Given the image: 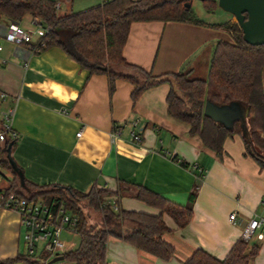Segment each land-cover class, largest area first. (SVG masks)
<instances>
[{"label": "crops", "instance_id": "1", "mask_svg": "<svg viewBox=\"0 0 264 264\" xmlns=\"http://www.w3.org/2000/svg\"><path fill=\"white\" fill-rule=\"evenodd\" d=\"M104 1H63L59 11H81ZM35 21L27 15L18 24L32 30L36 42L40 33L37 37L35 33L43 28L35 27ZM203 21L205 25L133 22L124 57L155 75L203 66L209 73L216 43L234 42L230 31L210 24L236 22V18L231 14L222 22ZM11 22L0 20L1 35ZM2 40L0 119L5 122L6 114L12 112L9 122L17 138L8 155L23 173L16 177L15 168L0 165V192L16 181L17 191L28 193L24 178L40 186L59 184L81 192L93 187L116 190L125 183L144 186L184 206L199 184L193 218L185 228L164 215L171 230L164 239L176 248L171 259L110 237L106 264H185L197 249L224 259L242 238L245 224L256 216L264 218V169L247 153L243 137L227 138L223 156L217 157L198 136L189 133L187 124L169 115L168 83L146 89L134 102L135 86L130 81L118 79L111 94L106 74H91L58 46L35 52L27 44ZM115 128L121 132L114 140ZM133 131L141 133V143L133 142ZM120 206L160 213L131 197L122 198ZM233 213L237 219L232 221ZM23 231L20 213L0 203V260L22 253L26 245ZM253 244L260 251L251 264H264V238L256 237Z\"/></svg>", "mask_w": 264, "mask_h": 264}, {"label": "trees", "instance_id": "2", "mask_svg": "<svg viewBox=\"0 0 264 264\" xmlns=\"http://www.w3.org/2000/svg\"><path fill=\"white\" fill-rule=\"evenodd\" d=\"M63 1L73 2L0 0V20L7 18L18 23L27 15L32 16L37 20V25L45 30L34 45L36 51L52 46L62 48L91 74H106L111 94L116 89L118 79L128 80L135 86L132 92L134 102L146 89L168 83L171 87L167 96L168 113L187 124L191 135L198 136L206 148L221 158L226 139L240 134L247 153L264 169V44L247 43L237 21L210 24L214 28L230 31L234 42L220 40L216 43L207 79L190 78L191 69L155 75L129 63L124 57L123 50L132 23L176 21L205 25L193 9L194 0H105L102 4L81 11L61 14L59 9ZM201 2L209 12L218 7L217 0ZM207 100L219 106L240 103L244 108L249 107L248 136H243L241 121L228 128L205 115ZM3 125L4 121L0 119V127ZM11 143L14 145V140L8 138L0 148V154L3 153L0 165L15 168L14 173L19 177L23 170L8 155ZM24 182L28 186V193L17 191L16 181L5 192L15 191L29 199H43L51 205L63 203L78 215L80 243L63 255L64 259L75 264H106L110 237L122 239L161 259H171L176 248L164 239V235L171 231L164 215L171 216L179 228H185L193 218L192 204L199 188V184H196L189 203L182 206L140 185L122 183L116 190L93 187L88 192H81L59 184L40 186L28 182L26 178ZM124 197L141 200L159 209L160 213L152 215L125 210L120 206V200ZM0 203L4 204L3 201ZM87 210L99 213V218L93 221ZM259 251L258 244L250 245L241 238L224 259L204 249H197L185 264H251ZM4 261L11 264H46L41 258L25 254Z\"/></svg>", "mask_w": 264, "mask_h": 264}, {"label": "built area", "instance_id": "3", "mask_svg": "<svg viewBox=\"0 0 264 264\" xmlns=\"http://www.w3.org/2000/svg\"><path fill=\"white\" fill-rule=\"evenodd\" d=\"M37 25V20L35 21ZM44 29L39 30L40 35L44 33ZM34 32L28 30L18 23L11 22L8 24L3 34H0V51L3 49L2 37L10 42L27 44L33 51L35 41L33 40ZM1 62V60H0ZM2 97H6V94H2ZM12 112L6 114L5 122L0 127V148L5 144L7 139L11 137L12 140L17 138L16 132L11 128L10 118ZM120 130L114 129L112 134L113 139L119 137ZM82 134V131L78 133V136ZM133 142L139 144L142 142L143 137L141 133L132 132ZM201 170V169H200ZM3 201V206L8 209L16 210L21 216V226L23 228V238L28 249L29 255H35L38 248V244L43 243L44 249L49 252V256L44 260L46 264L49 259H53L57 256L64 255L71 249L73 244L71 241L63 238L64 232H70L73 235H78L77 224L79 217L65 204H48L43 199H29L28 197L21 196L15 191L0 192V202ZM264 203V199L262 201ZM117 209V206L114 205ZM230 219L236 220L237 215L233 213L230 215ZM254 237L258 239L264 238V218L256 216L250 219L244 226L242 232V239L247 242ZM60 262V263H59ZM56 263L61 264V261ZM0 264L6 263L4 260H0ZM13 264V263H12Z\"/></svg>", "mask_w": 264, "mask_h": 264}, {"label": "water", "instance_id": "4", "mask_svg": "<svg viewBox=\"0 0 264 264\" xmlns=\"http://www.w3.org/2000/svg\"><path fill=\"white\" fill-rule=\"evenodd\" d=\"M201 1V0H200ZM218 6L235 16L239 23L244 40L252 45L264 44V0H217ZM250 108H244L240 103L219 106L210 100L206 101L204 113L214 121L233 128L236 121H241L243 136H248V114ZM13 144L8 147L9 153ZM251 154L253 152L251 151ZM64 256L53 258L49 264L64 260Z\"/></svg>", "mask_w": 264, "mask_h": 264}, {"label": "rangeland", "instance_id": "5", "mask_svg": "<svg viewBox=\"0 0 264 264\" xmlns=\"http://www.w3.org/2000/svg\"><path fill=\"white\" fill-rule=\"evenodd\" d=\"M193 2H194L193 9H194L197 17H199L200 19H203L206 21H211V22H222V21L227 20L228 17L231 16V13L224 11L219 6L214 11L209 12L204 8V6L200 0H194ZM34 26L37 28L39 27L38 25H34ZM38 35H39V31L37 30L35 33V36L37 37ZM208 74L209 73L206 72L205 67L203 66L198 70L192 71L190 73L189 77L190 78L207 79ZM248 126H249V124H248ZM87 211H89V213L91 214V218L93 219V221H96L100 216V214L95 212V211H92V210H87ZM63 238L73 242L75 247L78 246L80 243L79 235L68 236L67 234L63 233ZM254 240H256V237H254L250 240V242H251L250 244H252L254 242ZM44 247H45V245L43 243L38 244V248H37L34 256L41 258L42 260H45L49 256V252L46 249H44ZM21 254L29 255L26 245L23 247ZM49 261H51V259H49L47 262H49ZM59 263H54V264H59ZM61 264H75V263H73L67 259H64L61 261Z\"/></svg>", "mask_w": 264, "mask_h": 264}]
</instances>
